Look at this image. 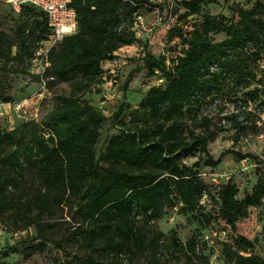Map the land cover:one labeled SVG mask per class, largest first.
<instances>
[{
  "label": "trees",
  "instance_id": "16d2710c",
  "mask_svg": "<svg viewBox=\"0 0 264 264\" xmlns=\"http://www.w3.org/2000/svg\"><path fill=\"white\" fill-rule=\"evenodd\" d=\"M168 2L160 18L159 26L167 31L160 52L155 55L147 49L142 55L146 75L159 72L162 84L148 87L141 97V123L119 124L124 104L118 106L111 121L119 131L98 152L107 117L82 94L106 82L102 62L115 60L121 47L138 43L133 21L154 5L150 0H71L77 30L51 48L50 65L42 74L44 79L67 82L68 93L55 97V105L40 123L25 122L0 133V222L16 224L15 230L34 226L36 231L7 245L3 257L25 244L31 252H43L44 234L52 228L48 220L65 205H76L74 215L79 219L66 243L82 252L65 251L68 257L57 264H135V258L162 236L149 240L139 222L158 220L164 209L179 207L202 228L218 219L235 230L249 207L264 202V159L233 149L214 159L207 149L208 140L224 131L226 123L234 130L233 143L249 128L255 130L248 124L252 113L247 111L242 120L238 112L224 114L213 128L212 118L202 114L206 104L225 96V87H230L228 97L236 106L264 104V89H259L264 80L254 71L264 59V0H255L247 9L232 6L231 16L203 12L217 0ZM0 3L19 15L12 34L0 30V62L15 63L41 80L31 60L51 33L45 12L31 4L15 12L4 0ZM178 8L183 10L179 15ZM194 15H201L198 23ZM213 35L223 37L213 40ZM251 82L256 85L239 95V87L247 88ZM3 88L0 79V103H8L13 96ZM227 154L254 159L262 165V176L241 199L238 188L227 180L216 191L217 214L203 213L201 200L212 195L199 175L200 160L215 167ZM195 155L198 159L192 165L184 164L183 159ZM256 240L236 235L231 244L223 245L225 261L264 264V254L252 251ZM170 241L179 246L176 237ZM205 243L192 236L185 247L195 253Z\"/></svg>",
  "mask_w": 264,
  "mask_h": 264
},
{
  "label": "rangeland",
  "instance_id": "374dc122",
  "mask_svg": "<svg viewBox=\"0 0 264 264\" xmlns=\"http://www.w3.org/2000/svg\"><path fill=\"white\" fill-rule=\"evenodd\" d=\"M150 1L154 5L153 8L141 11L142 21L135 30L139 39L138 43L118 49L116 61L105 66L106 82L100 86H92L89 91L82 94L83 99L98 107L107 117L100 129L98 152L103 151L109 137L119 131L111 121V115L118 106L121 103L124 104L119 124L133 127L135 123H141L142 111L138 109V103L145 91L152 85L162 84L159 72L151 77L146 75L147 72L142 67V55L147 49L155 55L160 52L165 36H167L165 28L159 26L162 24L160 18L163 17L164 9L169 2L168 0ZM254 2L255 0H217V4L204 6L203 12L215 16H231L230 7L238 6L247 9ZM160 5L163 8L159 9ZM182 11L178 8L177 15ZM157 13L160 15L157 16ZM18 18L17 13H13L7 5L0 3V30L12 34L13 22ZM192 19L198 23L201 15H194ZM222 37V35H213L212 39L219 40ZM12 52H15V48ZM254 71L256 78L262 77L264 80V59L254 66ZM0 79L3 90L13 96L10 102L0 103V133L11 131L21 123H40L55 105V97L67 94L69 91L67 82L45 78L43 84L28 69L24 70L15 63L3 65L0 62ZM126 79H128L127 83H125ZM255 85L251 82L247 88L239 87L238 94L240 95L241 91L251 89ZM259 89L264 88L260 86ZM224 90L225 96L203 107L202 114L212 118L210 127H216L224 114L238 112L239 119L242 120L245 113L250 111L252 117L248 124L255 125L256 129L249 128L246 134L241 135L238 142L233 143L234 130L226 123L224 131L208 140L209 154L215 159L223 150L233 149L264 159V104L250 103L244 108L236 106L232 102V97H228L232 92L230 87H225ZM24 99L26 101L21 104L20 109H15L14 104ZM197 159L195 155L183 159V162L190 166ZM204 161L205 158L200 160L198 172L204 184L210 189L212 197L203 196L201 200L203 213L217 214L216 191L227 180L230 179L238 188V198L241 199L244 194L251 191L257 179L262 176V165L252 158L238 160L232 154H227L215 167L204 165ZM75 210L76 205H65L63 209L56 211L53 219L48 220L52 228L47 229L44 234L46 249L43 252H31L27 248L28 244H25L15 246L8 256L3 257L1 251L7 245H13L19 240L34 236L36 231L34 226L24 230H15L16 224L0 222V261H5L6 264H57L68 257L65 251L81 253L82 249L66 243V238L78 225L79 219L74 215ZM139 225H142L149 240L159 233L162 236L156 245H148L147 250L135 258V264H229L225 261L222 248L225 243L231 244L236 235H242L249 240L256 238L252 251L260 256L264 254V202L260 206L249 207L246 214L237 222L235 230L218 219H214L208 226L202 228L189 213L179 212V207L164 209L163 215L158 220L151 221L149 224L140 221ZM173 236L178 239L179 246L171 243L170 239ZM192 236L199 241H206L202 244V249L196 250L195 253L189 252L185 247L186 242ZM39 240H35L34 243ZM61 246L64 248L62 249Z\"/></svg>",
  "mask_w": 264,
  "mask_h": 264
},
{
  "label": "built area",
  "instance_id": "2783aa9c",
  "mask_svg": "<svg viewBox=\"0 0 264 264\" xmlns=\"http://www.w3.org/2000/svg\"><path fill=\"white\" fill-rule=\"evenodd\" d=\"M15 12H19L22 5L31 4L45 12L51 33L47 40L43 41L35 51L31 60V67L41 76V82L45 79L42 74L50 65L49 52L52 47L62 41L63 37L77 30V18L75 10L70 6L71 0H4ZM142 21V16L137 15L133 21L132 29H137ZM161 21V19H160ZM158 21V22H160ZM26 99L14 104L15 109H20Z\"/></svg>",
  "mask_w": 264,
  "mask_h": 264
},
{
  "label": "crops",
  "instance_id": "0c3cea01",
  "mask_svg": "<svg viewBox=\"0 0 264 264\" xmlns=\"http://www.w3.org/2000/svg\"><path fill=\"white\" fill-rule=\"evenodd\" d=\"M116 59H117V58H116ZM116 59L113 60V61H104V62H102V64H101V65H102V68L105 70V69H106L105 66H106L107 64H109V63H112V62L116 61Z\"/></svg>",
  "mask_w": 264,
  "mask_h": 264
}]
</instances>
